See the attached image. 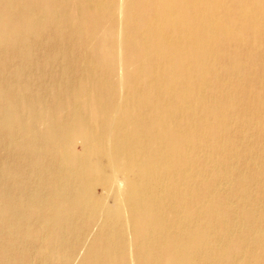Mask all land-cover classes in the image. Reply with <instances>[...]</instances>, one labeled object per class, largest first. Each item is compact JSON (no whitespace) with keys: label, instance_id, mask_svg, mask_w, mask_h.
Returning a JSON list of instances; mask_svg holds the SVG:
<instances>
[{"label":"bare ground","instance_id":"6f19581e","mask_svg":"<svg viewBox=\"0 0 264 264\" xmlns=\"http://www.w3.org/2000/svg\"><path fill=\"white\" fill-rule=\"evenodd\" d=\"M0 264H264V0H0Z\"/></svg>","mask_w":264,"mask_h":264}]
</instances>
